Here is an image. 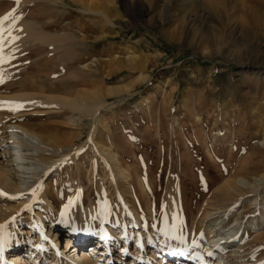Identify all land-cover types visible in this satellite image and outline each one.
<instances>
[{"label": "rangeland", "instance_id": "obj_1", "mask_svg": "<svg viewBox=\"0 0 264 264\" xmlns=\"http://www.w3.org/2000/svg\"><path fill=\"white\" fill-rule=\"evenodd\" d=\"M11 11L17 19L10 16L4 31L27 24L28 34L61 36L66 46L57 53L61 59L56 64L51 44L36 45L27 38L6 58L15 59L12 69L0 75V95L51 98V105L44 107L0 108V164L8 161L5 150L16 146L7 144L11 124L45 136L50 146L51 152L27 165L35 175L45 164L59 161L43 179L48 191L43 205L38 199L33 206L45 233H53L52 224L61 219L76 225L90 222L104 196L114 206L104 228L120 229L128 215L115 194L118 190L141 214L145 231H154L149 237L154 248L166 242L179 252L196 243L204 248L210 223L203 219L210 192L232 176L238 164L264 155V0H46L22 10L16 0L0 1V18ZM67 37L76 38L73 47ZM99 88L104 95L94 99L92 93ZM116 88L124 91L111 94ZM99 101L105 106L96 114L82 111ZM62 103L76 109H64ZM236 129L248 137H235ZM21 141L29 144L25 136ZM247 142L249 147L242 150ZM233 146L239 148L238 159L230 163ZM19 150L32 153L29 148ZM19 175L11 172L9 193L24 187ZM252 176L245 179L248 185L241 184L250 190L247 196L233 204L223 202V196L214 202L219 210L214 220L225 227L236 225L246 253L255 254L250 264H264V247L255 240L257 232L250 230L264 227V183L253 187L258 180ZM26 181L25 187L34 178ZM19 199L0 195V221L16 217L15 227L6 221L1 228L6 231L7 256L18 243L25 249L21 255L29 256V244L37 247L36 233L21 234L31 219L26 208L19 209ZM180 201L181 223L174 231L167 208ZM128 220L129 231L133 225ZM92 225L96 231L101 228ZM66 236L67 232L57 237L61 251ZM131 236L127 245L113 239V264H133L135 233ZM98 241L92 239L88 246Z\"/></svg>", "mask_w": 264, "mask_h": 264}, {"label": "bare ground", "instance_id": "obj_2", "mask_svg": "<svg viewBox=\"0 0 264 264\" xmlns=\"http://www.w3.org/2000/svg\"><path fill=\"white\" fill-rule=\"evenodd\" d=\"M0 1L3 2L4 0H0ZM43 1L46 0H20L19 9L22 10L29 4L43 2ZM99 9L98 11L103 15V17H106V20L109 21V16L106 13L105 8L103 6H99ZM16 11H11L7 15L9 16V20L4 22V24L2 25L3 28L8 25V23L11 21L10 16H13V14H15ZM29 31H33V30H29ZM30 33L29 34L27 33V24L17 25L12 29L4 31L3 44H2L3 51L0 52V56L3 57V62H0V75L3 76V74L1 73L2 70H5L6 68L12 69L15 59L13 60V62L12 61L9 62L6 60V58L12 52L14 53L15 51H17L25 42L24 40H26L27 38L32 40L36 45L38 43H40V45L46 43L51 44L50 47H52V53H55L56 55L63 49V47H66L63 45L64 38H62L61 36L59 37L57 35L55 36L48 35L45 33L41 34L40 32H37L36 34L32 33V35ZM26 35L28 36L25 37ZM11 37H15L16 39L13 40L11 39ZM75 39L76 38H72V37L66 38V40H69L71 42L72 47L74 46L73 44L75 42ZM35 49H39L40 51L42 50L40 47H36ZM9 56L11 58V55ZM60 59L61 56L57 55L53 60L55 62L56 61L58 62L60 61ZM56 64H59V62ZM14 74H16V72ZM123 91L124 90L122 88H116L111 90V94L117 95L119 93H122ZM107 92L108 89H106V94ZM92 94L96 96L94 99H101V96L104 95L102 88L96 89ZM88 95L90 96V94ZM49 98H50L49 96L39 97L35 95L34 96L0 95V102H3L0 103V108L2 111L3 109L5 111L10 109H11L10 111H17L21 109L33 108L38 106L44 107L47 105H51L52 102L48 100ZM52 98H57V97H52ZM14 105H22L23 107L12 108L11 106ZM62 106L64 107V109L65 107L70 109H76V107H74V105L71 103H62ZM104 106L105 105L99 101L94 104H91L90 107L89 106L83 107L82 111L83 112L90 111L96 114L98 111L102 110ZM8 127L11 129V132H13V134L11 135V139L7 142V144L8 143H10V145L15 144L16 146L5 150V152L3 153L4 160H8V161L5 166L0 164V193H2L0 195L2 196L5 195L8 199L20 198L19 201L22 202L20 203L21 205H19V209L22 210V208H26L27 217L31 219V222H29L30 225L29 228L24 230L21 234L32 237L36 233L38 235V239L36 245L37 247L31 246L29 244V248H30L28 249L29 256L21 255L23 253V250L25 249L23 248L22 244L19 243L16 244V246H14L15 247L13 251L14 254L12 256H7L8 252L6 251V239H5L6 231L0 228V264H38L39 261L41 260H44V263L46 264H113V260L111 257L113 254L109 255L112 252V250L115 249L116 244L115 242L112 243L113 239L115 237L116 239L119 240L123 239L125 244L127 245V243H129V241L132 239L131 233H135L136 236V246H135L136 252H134L132 255L134 260L133 264H137V263L172 264L173 259L175 260L174 264H250L249 259L255 257L254 256L255 254L251 255L249 253H246L243 242H239V236L237 234L238 232L235 229L236 225L230 224L229 226L225 227L223 225V221L220 223L217 219L214 220L216 216H218V214H216L217 211H219L215 208L216 205L214 204V202H220L218 201V199L220 198V196H223V202L230 201L233 204L234 202L240 200L244 196H247L250 190L246 189V187L242 186L241 184H244L246 182L245 179L248 178L247 180H249L250 175H254L252 176L254 180H258L257 183L258 185L256 186L255 183L253 187H257V189H259V187L264 183V155L262 156H260V154L259 156L253 155L251 158L244 160L242 163L237 165L235 173L233 174L231 173L232 176L229 177L224 176L226 178H224L217 186L213 188V191L210 192L209 196L207 197L208 203L206 204L205 207L206 208L205 210L206 213L204 214L205 219H203V220H207L210 223L208 228H206L207 237H208V241L205 242L206 246L200 249L199 244L196 243L195 245L193 244L194 246L191 250H185L179 252L177 251V249H175L174 246L169 245L168 242L160 243L155 248L153 247V244L150 242L149 237L155 236L154 231L152 232L145 231L144 229L145 223L144 220H142L141 214L136 210L133 203L129 200V197L127 199L122 198L118 190L115 192V194L118 195L119 202L122 205V207L125 208L124 211L126 215H128L125 216V218L123 217L121 222L122 226L120 229L119 227H117V225H113L110 229V232H107V230H105L104 226L108 222H110L111 218L113 217L112 215H113L114 206H112V201L110 200V198L108 196L103 195L104 198L100 201L101 202L100 207L97 210V212L93 211L91 220L89 219L90 222H84L81 225H79L80 224L79 223L78 225H76L74 223L69 224L64 219H61L60 221L52 224V228L54 229L53 233H51L50 230V233L46 234L44 231V227L42 225V221H41L42 219L40 220L37 218L38 213H36V211L34 212L35 208H33V206L36 203L35 200L37 201L38 199L40 200L39 203L43 205L41 200L44 199L43 197H45L48 194L47 189L42 186L43 179H45L44 177L49 172L57 168L59 161L45 165L43 164L44 165L43 171L38 174L37 172L38 170L36 171L35 169L36 171V175H35V173L32 172V170L29 168V166L27 167V165L33 163L31 161H36L37 163L39 161V158L42 157L41 156L42 153L51 152L50 146L48 145V143L45 142L46 141L45 136H40L38 134H35L34 132H30L25 127H22L18 124L16 125L11 124ZM21 136H25L26 139L29 141V144L28 143L24 144V142L21 141ZM234 136L246 138L248 137V133H246L245 131L243 133L241 132L239 133V130L237 131L236 129L234 131ZM19 147L24 149L29 148L30 153L31 152L32 153L23 154L24 151L19 150ZM245 147H249L248 142L245 143L244 146H242L243 148L242 150H244ZM27 151L28 150H26V152ZM56 153H59V151H57ZM238 153H239V148L236 149L233 146L232 149H230L229 151V154L231 155V156L229 155L230 163L235 161L233 158H237ZM1 165L4 167H2ZM13 170L14 171L16 170V173L21 174L19 175V178L25 179V181L34 178L33 184L29 186L27 185V187H25L26 184H28L29 182L24 181L23 182L24 187L17 186L14 188L15 190L14 193H11L12 191L9 193V189L11 188L13 183L11 176V172ZM31 174L34 175V177L33 176L30 177ZM249 187L250 186H248L247 188ZM253 187L252 189H254ZM34 191L36 193L35 196L32 194ZM181 206L183 205L182 202L180 201L178 202L177 207L172 205V203H169V206L167 208V214L170 217V218L168 217L170 219L169 222L170 225L173 227L174 231L179 226V223H181L180 216H178V209H180ZM33 212H34V216H36V219L35 217L32 216ZM15 219L16 217L10 215V217L5 218L3 221H0V225H3V223L6 221L7 222L11 221L13 222V226L15 227V223H16ZM128 219L131 221V224L133 225V227L129 231H128V224L126 222ZM92 223L101 226L100 230L96 231ZM251 227H252L250 229L251 231L255 230L257 232V237L255 240L261 243L260 247H264V232H263L264 227L262 229H258L256 225ZM93 231L95 232L96 236L92 234L94 233ZM63 232L64 233L67 232L68 236H66V239H68V241L64 246V250L61 251V248L59 249V241H58L59 239H57V237L60 238L64 234ZM97 237L99 239L97 245H93L89 247L88 243H90L92 239H96ZM243 238L244 237H242V239ZM45 241L48 243V246H46ZM126 245L120 251L121 255L127 249ZM50 248L52 249V251L51 253H48ZM43 252L46 253L44 254ZM25 253H27V251ZM85 253H89V254L87 255ZM209 253H211V255H209ZM47 254H51V257L50 256L47 257ZM258 255H261L260 252ZM25 258L28 259L25 260Z\"/></svg>", "mask_w": 264, "mask_h": 264}, {"label": "snow or ice", "instance_id": "obj_3", "mask_svg": "<svg viewBox=\"0 0 264 264\" xmlns=\"http://www.w3.org/2000/svg\"><path fill=\"white\" fill-rule=\"evenodd\" d=\"M16 3L19 4L20 3V0H16ZM12 20L15 22L16 21V17L15 15L13 14V16L11 17ZM9 20V16H4L3 18H0V52L3 51V47H2V44H3V33H4V29L2 27V25L4 24L5 21H8ZM11 39L15 40L16 38L15 37H11ZM0 62H3V57L0 56ZM2 77H0V82H2ZM0 103H3V102H0ZM12 108H22L23 106L22 105H14V106H11ZM11 110V109H10ZM2 194V193H0ZM34 196L36 195L35 191L32 193ZM15 198V197H13ZM0 228H3L2 225H0ZM193 243H195V241H193ZM209 255H211V253H209Z\"/></svg>", "mask_w": 264, "mask_h": 264}]
</instances>
